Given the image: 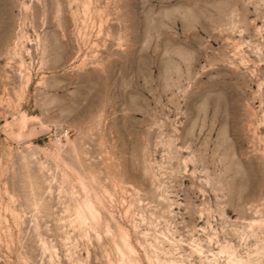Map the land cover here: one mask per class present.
<instances>
[{
    "label": "rangeland",
    "instance_id": "374dc122",
    "mask_svg": "<svg viewBox=\"0 0 264 264\" xmlns=\"http://www.w3.org/2000/svg\"><path fill=\"white\" fill-rule=\"evenodd\" d=\"M0 264H264V0H0Z\"/></svg>",
    "mask_w": 264,
    "mask_h": 264
}]
</instances>
